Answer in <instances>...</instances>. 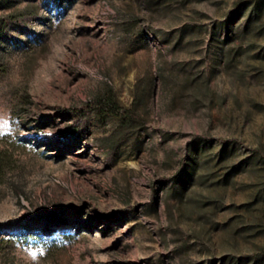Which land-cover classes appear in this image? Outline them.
<instances>
[{
	"label": "rangeland",
	"instance_id": "rangeland-1",
	"mask_svg": "<svg viewBox=\"0 0 264 264\" xmlns=\"http://www.w3.org/2000/svg\"><path fill=\"white\" fill-rule=\"evenodd\" d=\"M41 1L0 0L17 16L0 33V264L261 251L264 32L213 41L241 31L246 0ZM195 149L209 180L181 193Z\"/></svg>",
	"mask_w": 264,
	"mask_h": 264
},
{
	"label": "trees",
	"instance_id": "trees-1",
	"mask_svg": "<svg viewBox=\"0 0 264 264\" xmlns=\"http://www.w3.org/2000/svg\"><path fill=\"white\" fill-rule=\"evenodd\" d=\"M46 0H42L41 3L44 4ZM249 8V13L247 16H245L243 19L245 20L243 28L241 31H238L234 33V35H228V37L225 40H222L218 38L216 29L213 32V41L223 46L224 44H227L229 42H233L236 40H239V43L244 42L245 38L248 37L249 33H258L261 34L264 32V0H246L242 2H237L234 11H236L238 17L242 18L244 16V12L246 9ZM18 16L25 17V13L19 14ZM235 15L229 16L225 21L220 23V27H229L230 24H232L235 20ZM15 19H17V16H7L2 19H0V33H4V29H6L7 26L10 25ZM251 41V40H250ZM243 45V44H242ZM247 46H254L253 42H248ZM264 48V47H263ZM99 100H107L108 103L111 105L115 104V100L113 99L111 93H105L104 95L100 96L98 98ZM85 110L90 112L91 107H86ZM81 131V130H80ZM74 132H76L74 130ZM77 140H81V132L77 133ZM221 144L224 148L227 147V145L230 142H236L235 140L230 141L226 139H220ZM200 153H198L197 149H195L192 157L189 159L190 162H184L183 164V173L178 175V182L182 183V187L180 189L181 193L190 186L195 180H198V178H201L200 182H206L209 180V176L206 174H201L200 177L199 174V167L201 164L200 161ZM262 157V156H261ZM241 170V164L240 165H233L231 167H228L223 175V184H226L232 176H234L236 173H238ZM262 190L264 191V179L262 181ZM264 199V196H263ZM106 216V215H105ZM221 264H264V248L259 251L258 253L251 255V256H235V255H229L223 258V261Z\"/></svg>",
	"mask_w": 264,
	"mask_h": 264
}]
</instances>
